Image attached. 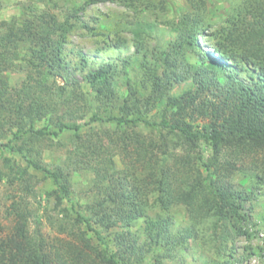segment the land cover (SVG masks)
Instances as JSON below:
<instances>
[{"label":"trees","instance_id":"1","mask_svg":"<svg viewBox=\"0 0 264 264\" xmlns=\"http://www.w3.org/2000/svg\"><path fill=\"white\" fill-rule=\"evenodd\" d=\"M183 2L28 0L0 19V264H264V0ZM74 36L134 50L97 65Z\"/></svg>","mask_w":264,"mask_h":264},{"label":"rangeland","instance_id":"2","mask_svg":"<svg viewBox=\"0 0 264 264\" xmlns=\"http://www.w3.org/2000/svg\"><path fill=\"white\" fill-rule=\"evenodd\" d=\"M23 2V1H28V0H0V2L3 3V6H2V9L0 10V19H10L13 15H17L19 14V2ZM184 0H177V3L182 6L183 5V2ZM110 7H113L115 6L114 4H109ZM219 6L221 5H217V9L219 11ZM100 8L104 9V10H107V6L105 5H100ZM152 18V17H151ZM157 30L159 31V37H160V41L165 44V45H168L169 43H171V41L173 40H176V35H177V32L174 31L173 29H171L170 26L166 25V24H163V23H160L157 27ZM127 37L131 36L130 34H125ZM74 42L79 45L80 48L78 49H81L82 51H84V53H86L89 57H90V61L91 62H94L95 64H100L101 62H106L108 60H117L119 58H122L124 57L125 55L127 54H130L133 52L134 50V46L132 45V43L130 44H127V45H123L122 47H120L119 49H114V48H107V49H100L98 50L99 48H101L99 44H97L95 41L93 40H90V39H87V38H83V37H80V36H74ZM199 41L201 43L202 46H206V43H204L203 41V35H199ZM152 45H154V43L152 42L151 43ZM189 61L191 63H196L197 62V57L196 56H190V58H188ZM21 74L19 75H15V77L13 78L14 81L18 80V78H20ZM240 77L242 78H245V74L243 71L239 72V75ZM61 81V79H60ZM183 86L178 89L176 92L177 93H180L182 92L183 90ZM105 126H111L110 124L109 125H106ZM65 141H69L67 139V136H65L63 138ZM5 152L6 154L8 155H12L11 151L9 149H5ZM65 152L64 151H60L58 153L59 156H61L62 160L65 158ZM16 157L21 160V157L19 154L16 155ZM45 159L46 161L48 162H53V159L51 157V154L48 155V151L45 155ZM90 176L92 175H88L86 177L88 178H85L83 176H75L74 177V186L75 188L78 190V191H81V190H86V187L88 186L89 184V179H90ZM51 187H54V183L52 182V180H46V181H43L39 184V191L40 192H44L46 189H49ZM6 191V186L4 185V182L3 181H0V196L3 198L4 195H3V192ZM2 193V194H1ZM87 198V196L85 197ZM5 199H1L0 198V223L2 222L3 224H5L7 227L5 228L6 229V232L10 229L8 228L10 225H11V222L10 220H7L6 217H5V204H3V201ZM9 202V201H8ZM7 202V203H8ZM51 207H53V203H51ZM52 214H55L54 211H52ZM56 215V214H55ZM178 218H177V224L181 225L182 224V217H181V214L178 213ZM42 225H41V229L44 233L45 236H56L58 234L57 230L55 228H53L52 226H50L49 222L44 218L42 219ZM35 227V223H32V228ZM261 236H263L261 234ZM239 242V241H238ZM247 243V241H245V239H242L239 244L241 247H243V245ZM241 250V248H240ZM190 251L189 250H185L183 252V255L185 256L186 258V262L184 264H197L196 262L193 261L192 259V256H190ZM145 264H155L154 262H152L150 259H147L146 263ZM164 264H180L179 262H175V261H166ZM250 264H256V260L253 259L250 261Z\"/></svg>","mask_w":264,"mask_h":264}]
</instances>
